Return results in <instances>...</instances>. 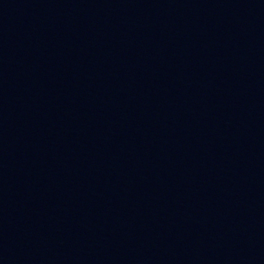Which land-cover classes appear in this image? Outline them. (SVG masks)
I'll list each match as a JSON object with an SVG mask.
<instances>
[{
	"label": "water",
	"instance_id": "95a60500",
	"mask_svg": "<svg viewBox=\"0 0 264 264\" xmlns=\"http://www.w3.org/2000/svg\"><path fill=\"white\" fill-rule=\"evenodd\" d=\"M0 264H264V0H187L0 159Z\"/></svg>",
	"mask_w": 264,
	"mask_h": 264
}]
</instances>
